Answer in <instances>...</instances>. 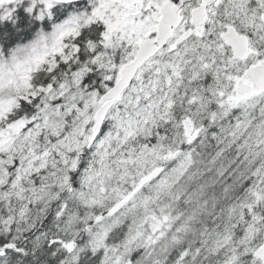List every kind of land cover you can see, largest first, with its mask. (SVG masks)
<instances>
[{"label": "clouds", "instance_id": "1", "mask_svg": "<svg viewBox=\"0 0 264 264\" xmlns=\"http://www.w3.org/2000/svg\"><path fill=\"white\" fill-rule=\"evenodd\" d=\"M138 7L0 0V264H264V0Z\"/></svg>", "mask_w": 264, "mask_h": 264}, {"label": "snow or ice", "instance_id": "2", "mask_svg": "<svg viewBox=\"0 0 264 264\" xmlns=\"http://www.w3.org/2000/svg\"><path fill=\"white\" fill-rule=\"evenodd\" d=\"M117 2L126 5L139 6L138 9L135 10V14L140 16L139 23L142 28V37L136 40V43L138 44L143 43V38L149 37L150 35L154 36L156 28L152 23V20L157 17V13L162 9V6H167L172 10H179V0H117ZM207 2L208 0H203V3ZM192 11L195 13L196 9L193 8ZM132 22L133 24L137 23L136 20H133ZM193 23H195V20ZM117 83H119V80H117ZM93 131H95V129ZM141 183H143V181H141ZM0 243H3V241H0Z\"/></svg>", "mask_w": 264, "mask_h": 264}]
</instances>
